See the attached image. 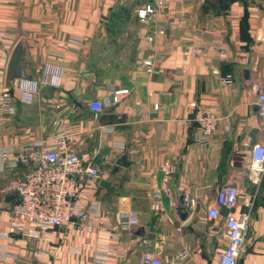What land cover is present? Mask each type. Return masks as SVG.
Wrapping results in <instances>:
<instances>
[{
	"label": "crops",
	"instance_id": "obj_1",
	"mask_svg": "<svg viewBox=\"0 0 264 264\" xmlns=\"http://www.w3.org/2000/svg\"><path fill=\"white\" fill-rule=\"evenodd\" d=\"M148 4L155 11L146 23L138 10ZM20 40L40 89L22 104L20 79L9 87L19 112L0 104V150L12 159L24 144L51 145L68 132L83 161L101 173L86 180L82 205L93 231L69 222L40 237L11 233L17 196L4 190L11 172L0 173V227L8 233L0 238V264H142L146 249L163 264H220L225 217L219 210L209 218L208 211L225 185L239 191L234 211L250 214L237 264H264V173L259 182L249 176L253 147L263 139L256 95L264 84V0H0V87ZM50 64L64 69L60 86L44 84ZM227 74L231 84L221 81ZM120 90H127L120 102L90 109ZM202 112L218 117L207 146L199 142ZM124 154L129 166L117 163ZM167 165L175 167L170 193ZM174 180L191 211L184 222L175 216ZM125 209L138 213L140 225L119 227ZM183 249L188 257L175 261Z\"/></svg>",
	"mask_w": 264,
	"mask_h": 264
},
{
	"label": "built area",
	"instance_id": "obj_2",
	"mask_svg": "<svg viewBox=\"0 0 264 264\" xmlns=\"http://www.w3.org/2000/svg\"><path fill=\"white\" fill-rule=\"evenodd\" d=\"M155 8L148 4L138 10V17L148 23L150 15ZM164 34V30L159 31ZM150 40H154V35H150ZM224 54V50H220ZM245 61V59H243ZM143 66L150 71L153 69V61L150 58L142 60ZM64 69L56 65H47L45 68L44 84L50 86H60L63 81ZM18 88L20 89V102L30 104L33 102L40 89L37 80L20 79ZM226 84L234 81L232 74H227L221 78ZM127 90L116 91L111 97L102 100H93L89 107L92 111L100 113L105 107H109L121 100V94ZM260 115L264 120V84L259 86L256 95ZM0 104L2 110L11 115L19 112V105L11 93L8 86L0 87ZM196 103L193 102L192 106ZM158 106V105H157ZM60 120L55 121L58 126ZM199 142L203 146L210 143L215 134L218 117L211 112H202L197 118ZM24 167V170L18 168ZM166 184L164 192L170 193L169 185L172 174L175 171L173 165L165 167ZM8 169L11 176L4 190L12 191L17 196L10 215L9 222L11 233H19L29 236L40 237L44 231L54 227H60L72 222L77 230L92 232L93 225L87 219L86 213L82 210L84 201L89 199L87 192V181H96L100 177L101 169L93 161H83L74 144L72 133L61 132L57 134L55 143L42 145L37 143H27L22 146L19 153L10 158V150H0V173ZM264 173V124L263 139L256 143L252 151V161L249 165V176L255 182L261 180ZM86 183V184H85ZM160 196V193H156ZM239 191L231 185L222 186L216 198V205L208 211L209 218L219 217L221 207L228 209L236 208L238 204ZM247 206L251 201H245ZM154 210H160L158 203L153 204ZM75 219V221H74ZM250 219L249 213L239 216L235 211L229 212L225 217V228L227 235V245L220 252V264H237L245 243L247 225ZM140 225V218L137 212L125 209L119 215V227L131 228ZM8 233L0 227V238H5ZM189 252L185 249L180 251L175 261L187 258ZM142 264H163L161 258L151 249H146L141 255Z\"/></svg>",
	"mask_w": 264,
	"mask_h": 264
},
{
	"label": "water",
	"instance_id": "obj_3",
	"mask_svg": "<svg viewBox=\"0 0 264 264\" xmlns=\"http://www.w3.org/2000/svg\"><path fill=\"white\" fill-rule=\"evenodd\" d=\"M29 50L27 45L23 40H20L16 43L12 54L10 56L7 71H6V85L8 87H12L15 83L16 79H31L32 72L34 71L33 64L28 59ZM249 69H244V76L245 78H249ZM255 129L252 132V137L254 138V134L256 133ZM128 155H122L117 163L121 166H129L130 162L127 160ZM103 184L112 186L108 182H103ZM174 193L176 198V206H175V216L176 219L180 222H184L187 220L190 215L191 211L187 206L185 195L183 192L178 188L177 181L174 180L173 182ZM235 208L228 209L226 207L220 208V213L226 217L227 214L231 211H234ZM75 220V219H74ZM144 229H139V232H143Z\"/></svg>",
	"mask_w": 264,
	"mask_h": 264
},
{
	"label": "rangeland",
	"instance_id": "obj_4",
	"mask_svg": "<svg viewBox=\"0 0 264 264\" xmlns=\"http://www.w3.org/2000/svg\"><path fill=\"white\" fill-rule=\"evenodd\" d=\"M121 41H122V40H121ZM101 52H103V51H101ZM112 52H113V54H114V51H112ZM112 52H111V53H112ZM115 52H116V53H123V54H124L126 51H118V50H117V51H115ZM104 59H105V62L108 61V59H109L108 54L106 55V57H105Z\"/></svg>",
	"mask_w": 264,
	"mask_h": 264
}]
</instances>
